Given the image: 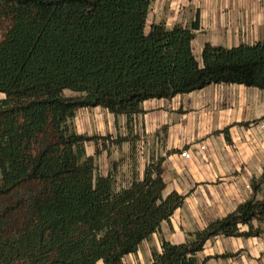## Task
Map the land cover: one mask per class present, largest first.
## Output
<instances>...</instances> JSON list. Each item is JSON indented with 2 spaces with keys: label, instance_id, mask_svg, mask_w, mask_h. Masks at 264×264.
<instances>
[{
  "label": "trees",
  "instance_id": "16d2710c",
  "mask_svg": "<svg viewBox=\"0 0 264 264\" xmlns=\"http://www.w3.org/2000/svg\"><path fill=\"white\" fill-rule=\"evenodd\" d=\"M152 1L0 0L12 17L0 40V264H123L182 205L178 193L162 197L161 158L121 188L111 171L96 174L110 136L77 132L78 109L99 106L131 123L143 101L209 84L264 91V39L205 42L199 62L192 49L199 14L172 27L152 21L146 31ZM263 180L264 169L248 199L183 242L162 239L150 264H205L197 253L206 240L264 233L252 224L264 220Z\"/></svg>",
  "mask_w": 264,
  "mask_h": 264
},
{
  "label": "crops",
  "instance_id": "0c3cea01",
  "mask_svg": "<svg viewBox=\"0 0 264 264\" xmlns=\"http://www.w3.org/2000/svg\"><path fill=\"white\" fill-rule=\"evenodd\" d=\"M221 6L218 0H153L150 11L152 21L163 20L168 27L181 22L177 20L180 14L185 13L181 23L190 24L198 13L199 28L192 49L201 62L205 42L225 47L248 42L240 37V22L235 25L232 18L225 27ZM4 96L0 92V100ZM140 107L142 111L132 116L131 128L138 127L152 142L151 156L161 158L162 197L172 192L184 197L159 230L141 243L160 251L162 239L181 243L186 233L204 229L252 195L251 180L259 178L264 169V128L260 127L264 122V91L243 84L216 83L170 98L148 99ZM96 108L110 114L108 129H116L117 122L118 126L125 124L124 115L115 117L105 108ZM94 127L102 128V124ZM200 145L205 148L200 149ZM183 149L190 151V158L180 155ZM262 187L264 190V180ZM255 197L262 199L263 192H256ZM252 224L264 230V220H253ZM239 227L248 229L247 225ZM197 258L206 259L205 264H264V233L216 235L205 241Z\"/></svg>",
  "mask_w": 264,
  "mask_h": 264
},
{
  "label": "rangeland",
  "instance_id": "374dc122",
  "mask_svg": "<svg viewBox=\"0 0 264 264\" xmlns=\"http://www.w3.org/2000/svg\"><path fill=\"white\" fill-rule=\"evenodd\" d=\"M218 2L222 4L221 13H223V21L226 22V28L227 23L232 22V18L235 25L240 22L238 26H241L240 37L244 41H248L241 43H253L256 37L260 38L259 40L264 39V0H235L234 3L231 0L230 4L226 0H218ZM152 13L153 11L151 10L147 17L146 31L152 22ZM184 16L185 13L180 14L177 20L182 22ZM11 23V14L5 8L4 11L0 12V40L7 33ZM63 94L65 96L77 95L70 90H64ZM110 119H112L110 114L101 108H80L76 111L72 124L75 130L80 133H89L91 131L90 125H92L93 130L91 133L110 136L104 147L102 145L99 146V153L95 157V173L107 174L111 171L116 188H121L129 185L133 179H141L147 164L156 162L159 157L154 158L151 156L152 150L149 143L152 144V142L142 134L138 127L135 130L134 127L131 128V123H128L125 118L126 122L124 125L118 126L117 122L116 129L112 128L111 130L108 129V122H111ZM100 123L102 128L94 127V124L100 125ZM117 137H123L125 140L118 143ZM85 150L87 155H93L95 144L87 142ZM151 249L147 242L140 244L137 249L138 252L127 254L123 257V264H150Z\"/></svg>",
  "mask_w": 264,
  "mask_h": 264
},
{
  "label": "built area",
  "instance_id": "2783aa9c",
  "mask_svg": "<svg viewBox=\"0 0 264 264\" xmlns=\"http://www.w3.org/2000/svg\"><path fill=\"white\" fill-rule=\"evenodd\" d=\"M260 127L261 128H264V122L260 124ZM204 148V145H201L200 146V149H203ZM180 155L184 158H190L191 157V153L188 149H183L181 152H180Z\"/></svg>",
  "mask_w": 264,
  "mask_h": 264
}]
</instances>
